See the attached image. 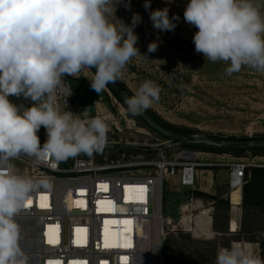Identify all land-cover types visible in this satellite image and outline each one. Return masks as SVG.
<instances>
[{
    "label": "clouds",
    "instance_id": "clouds-1",
    "mask_svg": "<svg viewBox=\"0 0 264 264\" xmlns=\"http://www.w3.org/2000/svg\"><path fill=\"white\" fill-rule=\"evenodd\" d=\"M124 6L130 10L131 0ZM143 6L150 10L151 0ZM112 15L113 0H0V264H28L16 216L30 193L46 183L20 174L10 161L24 154L55 167L69 157L100 152L108 142L103 118L87 117L86 110L83 119L61 111L57 93L64 76L95 68L90 83L99 94L141 55L135 33L140 14L133 13L131 24L119 20L120 27L110 22ZM149 18L161 32L173 31L179 19L167 7L151 10ZM184 21L198 29L192 42L205 60L227 63L229 75L245 66L264 73V12L254 0H189ZM157 48L153 41L147 50ZM9 97L33 103L18 106ZM159 98L160 87L145 80L126 98L127 111L140 114ZM41 127L47 135L42 145ZM215 264H264V258L232 243L218 249Z\"/></svg>",
    "mask_w": 264,
    "mask_h": 264
},
{
    "label": "rangeland",
    "instance_id": "rangeland-1",
    "mask_svg": "<svg viewBox=\"0 0 264 264\" xmlns=\"http://www.w3.org/2000/svg\"><path fill=\"white\" fill-rule=\"evenodd\" d=\"M113 0V15L110 18L117 27L120 21L131 24L133 13H139L141 23L135 28L139 40L137 47L141 55L133 57L122 70V77L116 83L129 97L134 95L140 84L152 80L160 87V98L146 111L153 120L159 119L175 128H186L189 133L178 135H202L225 142L264 139V73L249 67L229 75L225 69L228 64L210 62L202 54H197L192 42L198 29L184 21V10L189 0H151V9L145 10V0H131V8L127 9L121 0L116 6ZM264 12V0H254ZM169 9V16L176 15V27L173 31L161 32L153 28L149 12L155 9ZM120 20V21H119ZM157 42L155 52H148V44ZM146 55V56H143ZM94 75L92 69H83L78 76H64L63 84L73 94V100L66 107L81 114L86 110L87 117H95L96 103L99 105V117L109 125L108 142L138 144H161L170 140L168 136L157 134L153 127L139 114L128 113L126 96H116L106 86L99 94L91 87L90 80ZM18 106L30 107L32 101L23 97H9ZM154 130H153V129ZM234 138L236 140H228ZM198 146V147H197ZM200 146V147H199ZM213 147L214 151L202 149ZM221 146L202 138L193 143L183 141L175 148H190L207 155L203 160L212 163H227L242 159L249 163L264 164V145L245 147L243 151H227ZM238 148V147H235ZM143 150V149H141ZM156 151H140L132 148L104 147L94 152L96 162L110 160L137 159L138 156L152 158ZM263 154V155H262ZM83 155L88 156L83 153ZM226 166H214L203 173L202 195L205 207H213V228L222 231L226 225L228 210L225 197L227 179L221 171L228 173ZM205 170V169H203ZM212 171L213 173L209 172ZM215 171V172H214ZM212 180V188H207V180ZM226 179V180H225ZM164 216L173 222L177 221L179 205L188 199L191 191L182 187L176 178H170L164 185ZM252 246V251L264 258L263 240H243L241 236L215 235L211 238H196L188 233L172 232L164 241L163 264H215L218 249L230 247L232 242ZM256 242V248L253 243ZM22 246H30L33 250V238L25 234L21 238ZM24 244V245H23ZM243 245V244H241ZM29 264H33L30 252H25Z\"/></svg>",
    "mask_w": 264,
    "mask_h": 264
},
{
    "label": "built area",
    "instance_id": "built-area-1",
    "mask_svg": "<svg viewBox=\"0 0 264 264\" xmlns=\"http://www.w3.org/2000/svg\"><path fill=\"white\" fill-rule=\"evenodd\" d=\"M73 97L63 84V90L57 93L61 111H72V107L66 106ZM95 108L96 117L100 115L97 103ZM37 134L42 145L47 139L46 130L41 127ZM125 144L143 145L128 141ZM161 144L166 145L157 149L158 155L152 158L138 156L137 159L99 163L93 154L85 156L81 153L55 167L51 166V161L24 154L11 160L10 164L20 174L46 181L30 193L16 216L21 238L26 233L33 238V264H82L83 261L87 264H163L164 241L172 232L181 231L207 239L213 235V208L205 207L203 200L194 195L201 188L202 170L214 166L228 167L230 187L237 188L244 184L248 167L262 165L242 159L217 164L206 162L202 157L207 155L204 152L175 148L177 144L170 143V140ZM170 178H177L182 187L191 191L186 203L180 206L176 222L164 216V185ZM102 184L107 185L106 190L100 187ZM41 196L48 199L41 200ZM29 200L32 201L30 207L27 206ZM41 204L48 207L42 208ZM113 220L117 223H111ZM126 220L131 223L126 224ZM49 226L59 240L55 245L47 243ZM121 227L127 228L123 234L128 243L105 248V237L112 245L113 231L117 230V239H121ZM78 228L87 232L78 233ZM85 235L86 246H77L76 238Z\"/></svg>",
    "mask_w": 264,
    "mask_h": 264
},
{
    "label": "crops",
    "instance_id": "crops-1",
    "mask_svg": "<svg viewBox=\"0 0 264 264\" xmlns=\"http://www.w3.org/2000/svg\"><path fill=\"white\" fill-rule=\"evenodd\" d=\"M208 169V168H207ZM228 170L229 169H225ZM208 170H202L200 186L202 189V175ZM213 173L212 171H209ZM215 172V171H214ZM224 170L221 174L227 179L226 190L223 196L228 204V217L226 225L222 231H215L213 228V211L212 209V237L215 235L223 236H241L243 240H263L264 239V164L261 166L248 167L245 172V182L242 186L231 188L229 184V175ZM225 179V180H226ZM178 181V179L176 178ZM179 182V181H178ZM207 188H212V180H207ZM186 203L182 201L180 206ZM211 207V206H210ZM213 208V207H212ZM178 210V214H179ZM235 243V242H232ZM231 243V244H232ZM240 243V242H238ZM245 245L246 242L240 243ZM249 243L248 248L252 249ZM256 248L257 243H253Z\"/></svg>",
    "mask_w": 264,
    "mask_h": 264
},
{
    "label": "water",
    "instance_id": "water-1",
    "mask_svg": "<svg viewBox=\"0 0 264 264\" xmlns=\"http://www.w3.org/2000/svg\"><path fill=\"white\" fill-rule=\"evenodd\" d=\"M111 86H113L116 90H120V88L115 83H109ZM127 98L129 96L127 95ZM142 118H144L147 123L153 127L155 130L161 132L162 134H165L170 138V143L178 144L183 141H198L202 138L207 139L208 141L215 143L219 146H228V147H249V146H255V145H264V139L260 140H246V141H238V142H225L221 139H216L208 136H202V135H178L177 133L171 132L160 125L156 124L154 120L147 115L144 111L139 114ZM39 136V134H37ZM166 144H161L159 146H149V145H132V144H113V143H107L105 147H113V148H132L135 147L137 149H143V150H157V149H163Z\"/></svg>",
    "mask_w": 264,
    "mask_h": 264
},
{
    "label": "snow or ice",
    "instance_id": "snow-or-ice-1",
    "mask_svg": "<svg viewBox=\"0 0 264 264\" xmlns=\"http://www.w3.org/2000/svg\"><path fill=\"white\" fill-rule=\"evenodd\" d=\"M100 187L102 189H105V190L107 189V185H103L102 184ZM126 191H128V189H126ZM141 191H143V189H141ZM40 199L41 200H47L48 197L47 196H41ZM100 203H103V201H101ZM108 203L111 204V200H109ZM31 204H32V201L29 200L27 206L30 207ZM40 207L46 208V207H48V205L47 204H41ZM125 223L128 224V223H131V221L126 220ZM76 231L78 233L79 232H85V233L87 232L86 229H79V228ZM47 236H48L47 243L49 245H55V244H57L59 242L57 236L55 235L54 231L52 230V226H49V232L47 233ZM76 243H77V246H80V247L86 246V244H87V236L86 235L83 236V237L78 236L76 238ZM111 246H113V245H110L109 242H108L107 237H105L104 247L108 248V247H111ZM128 246H131V245H128ZM73 264H77V262H73ZM82 264H87V261H83ZM101 264H103V262H101Z\"/></svg>",
    "mask_w": 264,
    "mask_h": 264
},
{
    "label": "trees",
    "instance_id": "trees-1",
    "mask_svg": "<svg viewBox=\"0 0 264 264\" xmlns=\"http://www.w3.org/2000/svg\"><path fill=\"white\" fill-rule=\"evenodd\" d=\"M94 72L96 71L95 70V68H93L92 69ZM107 87L112 91V93H114L116 96H118V92L115 90V88L113 87V86H111L110 84H108L107 85ZM145 112L147 113V114H149L146 110H145ZM150 115V114H149ZM151 116V115H150ZM154 122L156 123V124H158V125H160L161 127H163V128H165V129H167V130H169V131H171V132H174V133H180V134H185V133H189V132H191V130H188V129H186V128H175V127H172V126H170L169 124H167L166 122H164V121H161V120H159V119H154ZM150 126V125H149ZM153 129V128H152ZM154 130V129H153ZM157 134H160V135H162V136H165L164 134H162L161 132H159V131H157V130H154ZM229 141L230 140H236V139H234V138H230V139H228ZM245 141V140H244ZM188 142H191V143H193V141H188ZM198 147V146H197ZM200 147V146H199ZM202 149H207V150H209V151H214V148L213 147H209V148H206V146H203V147H201ZM137 149V148H136ZM220 149H222V150H227V151H233V150H239V151H243V150H245L246 148L245 147H238V148H235V147H228V146H221L220 147ZM138 150H140V151H144V150H141V149H138ZM146 151V150H145ZM263 155V154H262ZM202 195L203 193H201V192H194V195ZM226 204H227V202H226ZM227 207H228V204H227ZM264 245V244H263ZM264 247V246H263ZM164 262V261H163Z\"/></svg>",
    "mask_w": 264,
    "mask_h": 264
},
{
    "label": "bare ground",
    "instance_id": "bare-ground-1",
    "mask_svg": "<svg viewBox=\"0 0 264 264\" xmlns=\"http://www.w3.org/2000/svg\"><path fill=\"white\" fill-rule=\"evenodd\" d=\"M111 223L116 224L117 222L115 220H113V221H111ZM119 231H120V237H121V239L118 241L117 236H116L117 230L113 231L114 232L113 233L114 237H113V239H111V244L112 245L120 246V245H123L124 242L125 243H128V241L126 240L127 238H125V235L123 234V232H126L127 231V228L126 227H121V229H119ZM117 244H119V245H117ZM20 246L23 249L24 253L27 252V251L30 252V257H31L32 252H33L31 250V247L29 245L28 246H22L21 244H20ZM28 264H29V262H28Z\"/></svg>",
    "mask_w": 264,
    "mask_h": 264
},
{
    "label": "flooded vegetation",
    "instance_id": "flooded-vegetation-1",
    "mask_svg": "<svg viewBox=\"0 0 264 264\" xmlns=\"http://www.w3.org/2000/svg\"><path fill=\"white\" fill-rule=\"evenodd\" d=\"M115 84L120 88V90H116L119 94H121V95H124V96H126V98H127V93L115 82ZM145 112V111H144ZM146 113V112H145ZM147 114V113H146ZM148 115V114H147Z\"/></svg>",
    "mask_w": 264,
    "mask_h": 264
}]
</instances>
